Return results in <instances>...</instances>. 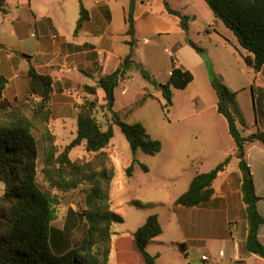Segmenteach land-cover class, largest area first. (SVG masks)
Instances as JSON below:
<instances>
[{"label":"trees","instance_id":"1","mask_svg":"<svg viewBox=\"0 0 264 264\" xmlns=\"http://www.w3.org/2000/svg\"><path fill=\"white\" fill-rule=\"evenodd\" d=\"M215 18L232 31L238 45L249 52L243 56L244 63L255 72L264 75V0H204ZM79 17L74 34L89 19L83 0H78ZM167 13L179 18L180 27L188 31V17L171 8L163 0ZM134 0H130L128 20L132 19ZM0 11H5L0 2ZM133 21L131 20V23ZM127 34L131 36L126 43L128 53L120 66L114 71L100 76L94 85H85L84 89L91 98L85 99L75 112L76 132L74 138L62 149L55 143V136L48 124L53 118L51 103L53 81L50 75L39 73L29 64L26 76V98L12 105L4 97L7 78L0 73V183L4 191L0 195V264H110L112 251L113 224L122 223L123 217L111 208L110 189L114 177L112 157L108 150L113 137V125L103 129L94 116L99 104L98 89L103 91L102 107L112 117L126 138L132 152V161L126 168L131 175L134 164L138 163L144 171L147 167L136 159L137 151L153 156L161 150V142L152 138L140 122H126L114 111V90L121 77L132 66L135 53L134 29L129 26ZM188 45L199 53L203 49L191 39ZM23 57L32 58L22 54ZM139 71L150 84L158 82L143 67ZM194 80L189 69L173 67L165 83L159 87L164 99L162 108L169 112L173 105L174 89H184ZM211 85L217 96V112L227 121L228 131L235 145L234 156L241 170L240 189L245 204L247 223L246 249L264 259V246L259 241L258 229L264 223L257 211V202L264 200L255 192L253 176L246 162V147L259 142L264 146V132L256 130L244 135L237 121L243 125L241 113L236 104L237 92L225 83L212 78ZM253 108L255 109L254 93ZM151 95H144L141 103ZM40 134L38 140L35 133ZM84 142L87 152L94 153L91 160H72L69 156L72 148ZM41 158L42 181L46 190L37 181V168ZM232 155L206 172L196 174L188 188L174 200V207H195L206 204L214 194L213 181L218 173L229 166ZM86 185L85 207L79 215L85 221V227L78 241L68 240L61 244L65 234L51 225L53 219L49 191L67 192ZM56 196V195H54ZM131 203L137 208L146 207L136 200ZM161 225L156 214H150L145 222L132 234L135 244L142 255L144 264H156V257L146 250L148 243L160 235ZM66 246H63L65 245ZM57 248L59 250H57ZM178 248L184 252L183 244ZM236 261L235 264H242Z\"/></svg>","mask_w":264,"mask_h":264},{"label":"rangeland","instance_id":"2","mask_svg":"<svg viewBox=\"0 0 264 264\" xmlns=\"http://www.w3.org/2000/svg\"><path fill=\"white\" fill-rule=\"evenodd\" d=\"M121 1L127 2L128 0L112 1L115 7L116 29L120 25L116 22L121 17V13L117 10ZM168 2L172 8L180 10L182 14L188 17V31L185 32L180 25L177 27L173 24L177 20L176 17L166 15V13L163 15L160 12L165 10L163 0H149L146 5L137 4V10L134 15L132 14L131 19L135 41L134 62L121 77L119 85L114 90L116 100L120 97L127 100L121 108L116 110L120 118L126 122H140L148 134L152 138L158 139L161 142V147L162 144L164 146V156L149 162L152 170H154L150 177L152 191L139 195L136 193L135 184L126 173V168L132 161V152L118 126L113 124L111 113L102 107L103 100L100 96L98 97L99 104L94 110V116L103 129L110 124L113 125V137L110 146L105 149L112 153L114 169L110 189L111 198L114 202L111 206L113 210L119 208L124 218L122 223L113 224V231H125L135 227L142 217L153 209L154 211H165V205L169 203L173 195L186 188L188 178L193 173L209 171L221 159V154L219 156L217 153H211V150L202 141L209 134L208 125L214 112H216L214 108H211V105L214 106L217 102L216 93L211 85L213 77L221 80L231 90L237 92L235 106L238 110L240 109L248 115L252 112L250 86L252 73L242 59L245 50L238 45L232 31L214 17L204 0H168ZM59 6H64L66 9L64 17L57 27V33L61 37L68 38L74 33L79 14V3L78 0H65ZM128 15L127 10V18ZM167 16L172 18L169 19L173 21L172 23L165 21L164 18ZM131 20L128 21V24L131 23ZM0 30L1 33L7 31L5 26L1 27ZM120 34L121 32L115 36L117 40L113 49L115 53L124 57L128 53L129 45L121 39L122 34ZM38 35V40H43L42 33L38 32ZM187 38L200 46L204 50L203 53L197 52L188 45ZM130 39L131 36L128 37V40ZM96 56V53H91L92 59H96ZM139 66L149 72L152 78L159 80L166 78L173 67L186 68L193 73L194 80L184 89L173 90V107L169 112H166L162 108L164 99L159 87L150 84L143 78ZM242 68H245V73L242 72ZM59 69L58 65L57 70ZM86 75L91 76L90 73ZM25 79L27 81L26 75ZM83 80L89 81V78L83 76ZM19 82L21 84V81ZM85 85L87 84L68 82L59 87L56 85L54 87L55 95L51 98L54 108L53 118L49 121L48 126L55 136L56 145L61 149L75 136V112L78 106L85 99L91 98L84 89ZM121 85H126L128 89L126 98L120 93ZM26 87L27 82L19 98L10 102L12 105H17L26 98ZM67 89L71 90V94L64 92ZM154 93L157 98L147 99L141 103V98L144 95L153 97ZM201 109L204 110L200 114L190 117L193 111ZM183 118L187 119L183 120ZM35 136L38 140L40 139L38 132L35 133ZM220 147H226V142L221 141ZM208 152L209 154H206ZM193 154L194 156L201 155L202 163H191L190 166L189 159ZM93 155L94 153L85 150L84 142L72 148L69 153L72 160L87 161L91 160ZM161 162L164 165H161ZM41 166V158L39 157L37 181L46 190L40 172ZM86 189V185H80L76 190L67 192L49 191L48 197L53 215L51 225L59 229L60 234L62 232L65 234L63 241L57 246L59 248L63 242L67 241L68 243V240L73 244L82 235L85 221L79 213L85 207L84 194ZM3 191L4 184L0 183V195ZM133 200L145 204L146 207L137 208L131 203ZM152 200L162 201L165 205L153 208L152 205L146 204ZM57 250L59 249L57 248ZM114 259L115 252L112 251L110 262L114 263Z\"/></svg>","mask_w":264,"mask_h":264},{"label":"crops","instance_id":"3","mask_svg":"<svg viewBox=\"0 0 264 264\" xmlns=\"http://www.w3.org/2000/svg\"><path fill=\"white\" fill-rule=\"evenodd\" d=\"M64 1L0 0L5 8L4 12L0 11V28L5 26L7 29L4 33H1L0 30V73L7 78L3 97L8 102L19 98L23 93L29 64H32L39 73L51 76L53 97L55 85L59 87L68 82L94 85L95 80L100 76L114 71L122 63L124 57L115 53L113 47L117 40L115 36L119 32L122 34V40L125 42L128 40L127 31L133 24H128L129 20L126 17L130 0L121 1L118 5L117 10L121 13V17L116 22V24L120 23L117 29L115 7L112 2L116 0H83L89 19L83 23L76 34L73 33L68 38L61 37L57 33V27L64 17L66 9L64 6L60 7L59 4H63ZM148 1L134 0L133 15L137 10V4L146 5ZM160 12L163 15L166 13V15L176 17L167 13L166 10ZM168 17L164 18L165 21L172 23L173 21L169 20L172 18ZM176 18L177 20L173 24L178 27L180 22L179 18ZM38 32L42 33L43 40H38ZM98 36L100 37L97 39ZM15 51L19 53L14 54ZM91 53H96V59L91 58ZM22 54L32 58L23 57ZM245 55L251 56L246 50L242 54V59ZM58 65L59 70H57ZM246 67L252 73L250 86L254 93L255 109L253 108V97L251 114L248 115L239 109L243 125L238 121L237 125L244 135L251 134L256 130L264 132V75L261 72H255L247 65ZM245 71V68H242V72L245 73ZM87 73H90L91 76L86 75ZM169 74L170 71L166 78L154 79L158 84H163L167 81ZM83 76L88 77L89 81L83 80ZM81 78L82 81H80ZM123 89L125 92H122ZM173 90L175 89L172 88V92ZM120 93L126 98L128 93L126 85H121ZM98 94L100 98L103 97L101 89H98ZM154 98H157L155 93L152 98L148 99ZM126 102L127 100L122 97L118 100L115 99L114 111L121 108ZM216 103L214 106L211 105V108H214L216 112L208 125L209 134L202 141L211 150V153H217L219 156L221 154L218 163L228 155H232V158L227 169L218 173L213 181V196L204 205L189 208L174 207L173 205L174 200L188 188L191 179L198 173L206 172L205 170L193 173L188 178L186 188L173 195L166 205L158 200L148 201L149 203L146 204L152 205L153 208L165 205L166 210L154 211L153 209L142 217L135 227L125 231H114L112 251L115 252V259L114 263H111L110 254V264H144L132 234L150 214L158 216L162 228L161 234L153 238L146 247L147 252L156 257V264H235L236 261H242V264H264L263 258L250 253L245 246L247 223L245 204L240 189L241 170L238 167V159L233 155L235 145L229 134L227 121L217 112ZM172 107L173 105L170 109ZM203 110L193 111L190 117L200 114ZM186 119L183 118V120ZM221 141L226 142V147H220ZM109 152L112 157L110 150ZM135 156L138 162L144 164L148 169L144 171L139 164H135L130 175L133 184H135V191L139 195L153 190V187H150V177L154 170L149 162L164 156V146L162 144L161 150L153 156L146 155L141 151H137ZM201 158V155L194 156L193 154L191 159L188 158L190 166L191 163H202ZM245 158L253 176L255 192L259 197H264V146L259 142L249 144L246 147ZM161 165L164 164L161 162ZM111 208L113 207L111 206ZM114 211L122 214L119 208ZM257 211L264 219V200L257 202ZM258 238L264 246V223L258 229ZM179 244H183L184 252L179 250ZM203 255L207 259L202 260L201 256Z\"/></svg>","mask_w":264,"mask_h":264},{"label":"built area","instance_id":"4","mask_svg":"<svg viewBox=\"0 0 264 264\" xmlns=\"http://www.w3.org/2000/svg\"><path fill=\"white\" fill-rule=\"evenodd\" d=\"M122 92H125V89H123ZM65 93H66V94H71V90L67 89V90H65ZM201 258H202V260L207 259V257H206L205 255L201 256Z\"/></svg>","mask_w":264,"mask_h":264},{"label":"water","instance_id":"5","mask_svg":"<svg viewBox=\"0 0 264 264\" xmlns=\"http://www.w3.org/2000/svg\"><path fill=\"white\" fill-rule=\"evenodd\" d=\"M158 86H159V87H161V86H162V84H158Z\"/></svg>","mask_w":264,"mask_h":264}]
</instances>
